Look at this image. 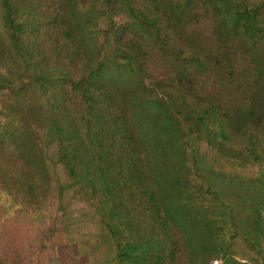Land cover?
I'll return each instance as SVG.
<instances>
[{
	"label": "trees",
	"instance_id": "1",
	"mask_svg": "<svg viewBox=\"0 0 264 264\" xmlns=\"http://www.w3.org/2000/svg\"><path fill=\"white\" fill-rule=\"evenodd\" d=\"M43 1L0 0V183L15 196L56 187L60 197L66 188L81 195L99 232L94 254L108 256L116 218L122 261L205 264L181 250V227L196 222L178 184L180 115L231 131L194 70L262 72L264 0H143L111 28L108 49L90 25L92 8L50 0L44 9ZM205 3L216 45L203 51L202 41L188 45L185 17ZM154 63L169 74L152 77ZM247 100L243 117L255 113Z\"/></svg>",
	"mask_w": 264,
	"mask_h": 264
},
{
	"label": "rangeland",
	"instance_id": "2",
	"mask_svg": "<svg viewBox=\"0 0 264 264\" xmlns=\"http://www.w3.org/2000/svg\"><path fill=\"white\" fill-rule=\"evenodd\" d=\"M80 1L82 7L92 8L95 17L90 25L96 24L104 49L113 43L111 28L128 20L131 8L139 10L143 4V0ZM49 2L44 0L42 8ZM206 4L196 5L195 12L185 17L188 45L197 50L202 41L203 51L216 45ZM159 64L150 66L152 77L169 74ZM194 73L198 88L205 90L210 101L226 113L223 119L233 125L227 131L228 124L222 129L211 121L207 129L200 128L197 119L180 115L185 139L184 150L175 149L182 167L181 171L177 168L181 173L178 184L193 201L190 219L196 222L181 227V250L206 256L205 264L214 259L222 264H264V70L257 74L244 67L221 73L203 68ZM164 83L158 91L167 95ZM252 96L255 113L243 117L241 112L247 110V98ZM173 107L177 109V104ZM255 122L256 134L249 131ZM11 186L0 183V264H95V256L108 264H131L132 253L121 259L124 242L119 243L116 218L108 256L104 249L103 254L93 253L99 232L90 203L77 192L66 188L60 197L56 187L49 194L44 189L43 195L25 197L15 196Z\"/></svg>",
	"mask_w": 264,
	"mask_h": 264
},
{
	"label": "built area",
	"instance_id": "3",
	"mask_svg": "<svg viewBox=\"0 0 264 264\" xmlns=\"http://www.w3.org/2000/svg\"><path fill=\"white\" fill-rule=\"evenodd\" d=\"M211 264H222L221 261H219L218 259H214Z\"/></svg>",
	"mask_w": 264,
	"mask_h": 264
}]
</instances>
